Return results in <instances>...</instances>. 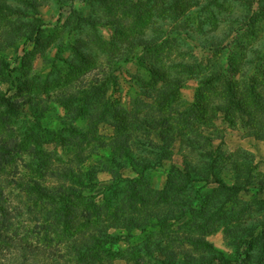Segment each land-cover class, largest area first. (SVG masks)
<instances>
[{"label": "rangeland", "instance_id": "rangeland-1", "mask_svg": "<svg viewBox=\"0 0 264 264\" xmlns=\"http://www.w3.org/2000/svg\"><path fill=\"white\" fill-rule=\"evenodd\" d=\"M4 138L21 146L6 166L7 191L66 187L92 195L90 202L74 199L87 213L79 223L85 234L94 231L98 223L87 220L96 206L94 221L115 226L107 229L122 249L114 264H135L139 256L158 264L175 249L180 260L188 255L194 264L264 261V0H0ZM125 152L133 153L135 164ZM162 157V165L143 177L133 170L135 158L158 164ZM185 159L194 179L200 171L209 180L203 195L212 199L210 213L226 198L213 190L221 189L219 177L245 183L236 206L249 208L244 227L232 237L216 224L225 219L180 216L176 206L162 234L184 246L155 238L152 254H145L142 239L150 225L143 233L109 219L127 211L119 208L128 199L118 196L111 173L141 178L142 192L148 196L151 185L157 195L174 167L192 172ZM236 219L229 214L230 227ZM187 238H204L215 249L191 246Z\"/></svg>", "mask_w": 264, "mask_h": 264}, {"label": "trees", "instance_id": "trees-1", "mask_svg": "<svg viewBox=\"0 0 264 264\" xmlns=\"http://www.w3.org/2000/svg\"><path fill=\"white\" fill-rule=\"evenodd\" d=\"M231 47H224V50H230ZM182 65L183 63H180L178 67ZM179 138L184 140L183 132L179 135ZM18 146H11L10 140L8 141L5 138L0 140V261H6V264H114L113 262L120 258L118 256L122 252V249L118 248L117 243L114 245L116 239L107 233V229L110 230L115 228V226L103 227L104 221L98 218L101 216L100 213L96 217L98 219L94 221L92 216L95 214L94 210L96 211V206H92L91 211L94 209L92 216L89 214L88 216H91V218L87 220L88 224L89 222L98 223L94 226L96 229L90 231L87 235L82 231L85 226L79 223L87 213H84V208L78 205L74 199L77 198L90 202V199H94L92 195L84 197L83 195L85 194L82 189L80 191L66 187L45 188L41 186L26 191V189L23 190L20 186L21 190H23V195H21V193L7 191L6 187L2 185V183L6 182V166L14 160V155H18V153H15ZM102 147L105 149V146ZM149 147L157 149L158 146L150 144ZM197 148L204 151L201 146ZM125 155L128 160L135 164L133 153L125 152ZM165 159V157H162L158 164H153L147 158L143 160L135 158L138 164L136 169L134 166L132 168L140 174L139 177H143L144 173H148L158 165H162ZM112 162L115 165L117 164L115 160H112ZM183 165L191 169L192 172L190 170L182 172L181 169L174 167L173 170L169 171L166 187L162 191L157 192L158 196L152 193L153 189H151V185L147 187L148 196L145 195L144 191L142 192V188L146 187V185H142L141 178L127 179L119 171L118 173H111L113 185L117 189L118 196H126L128 199L124 203L125 205L119 208V210H123L122 208L125 207L127 211H121V215H114L112 213L109 219H119L124 224L136 225L143 233L147 232L145 229L150 225V235H145L144 239H142V248L145 254H152L151 249L155 243L154 241H156L155 238L161 245L169 242L177 244V246H184L180 240L163 235L169 223L175 220L176 214L173 207L176 206L180 207L178 211V215L180 216L190 213L192 215L203 216V218L211 221L214 217L220 220L225 219L224 222L216 224L221 226L226 235L230 234L232 237H238L239 230L244 227L245 220L243 218L249 208L242 207L237 211L236 206L239 203L237 200L239 193L247 188L244 185L245 183H242L240 178H238L236 182L228 184L224 179L219 177L217 183L221 189L213 190L214 192L226 195V198H219L217 200L219 206L215 207V212L210 213L209 209L212 208L210 205L212 199L203 195V191L209 185V180L204 179L203 175H201L202 173H199L200 171L196 172L197 179H194L192 163L187 159H185ZM239 172L242 174L241 168ZM176 175L178 176L176 177ZM183 179H185V182L182 181ZM84 180L85 178L83 179V183ZM203 182L204 185H199ZM80 185L82 188L87 187V185ZM112 192L116 194L115 190ZM32 194L35 196L33 197L34 199H30ZM24 197L30 200V203H26ZM229 204H233L235 207H229ZM183 206L187 208L181 209ZM231 213L236 214L241 219L233 220L232 222L235 223H232L233 225L230 227L229 223H227V217ZM79 224L81 229L75 230L74 227ZM236 224L238 225V230H233V226ZM155 228L158 231L157 233L154 232ZM261 233L264 236V229L261 230ZM156 234H162L164 237L161 239L160 237H156ZM87 238L93 240L94 244L92 246ZM185 241L190 242L191 246H204L215 249L204 238L196 240L187 238ZM64 243H66L67 249L60 248ZM239 243H243L242 240ZM112 245L118 250H111ZM249 247L253 248V244ZM69 248L73 251L75 250V255L68 251ZM131 251L134 250L130 249ZM177 251L175 249L172 254H176H173L169 258L163 255L164 259L158 260V264H194V259L188 255L182 256V260H180ZM223 256L225 257V254ZM262 260L258 264H264ZM247 263L252 264L250 260ZM1 264L5 263L2 262ZM135 264H144V258L142 256L137 257ZM208 264L215 263L209 261Z\"/></svg>", "mask_w": 264, "mask_h": 264}]
</instances>
